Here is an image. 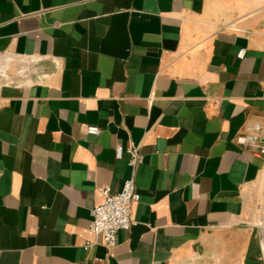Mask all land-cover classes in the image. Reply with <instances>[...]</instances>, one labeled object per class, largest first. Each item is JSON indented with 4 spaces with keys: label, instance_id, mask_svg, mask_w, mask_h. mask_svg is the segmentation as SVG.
I'll use <instances>...</instances> for the list:
<instances>
[{
    "label": "crops",
    "instance_id": "1",
    "mask_svg": "<svg viewBox=\"0 0 264 264\" xmlns=\"http://www.w3.org/2000/svg\"><path fill=\"white\" fill-rule=\"evenodd\" d=\"M0 58V264H264V155L237 142L264 124L263 0H0ZM119 145L141 198L108 249Z\"/></svg>",
    "mask_w": 264,
    "mask_h": 264
},
{
    "label": "built area",
    "instance_id": "2",
    "mask_svg": "<svg viewBox=\"0 0 264 264\" xmlns=\"http://www.w3.org/2000/svg\"><path fill=\"white\" fill-rule=\"evenodd\" d=\"M245 53V49L240 50L238 57L243 58ZM87 132L99 135L101 129L95 125H88ZM237 142L253 148L259 155H264V124L260 121L247 124L244 131L237 137ZM116 150L119 158L124 152L128 153V164L132 168V175L125 180L120 192H113L110 186L102 187L101 192L104 198L94 208V216L90 222V230L99 236L108 249L117 246L121 230H129L137 224L132 216V204L140 200L141 194L137 189L135 174L137 167L144 162L145 157L140 147L136 145L127 148L119 145ZM96 243L88 241L86 248L89 249Z\"/></svg>",
    "mask_w": 264,
    "mask_h": 264
},
{
    "label": "rangeland",
    "instance_id": "3",
    "mask_svg": "<svg viewBox=\"0 0 264 264\" xmlns=\"http://www.w3.org/2000/svg\"><path fill=\"white\" fill-rule=\"evenodd\" d=\"M1 73L6 77L10 75L9 71L8 74H5L4 69H1ZM4 76H0V81L6 80ZM249 196L251 201L250 211L253 217L252 222L259 224L263 231L264 238V175L259 181L252 185Z\"/></svg>",
    "mask_w": 264,
    "mask_h": 264
},
{
    "label": "bare ground",
    "instance_id": "4",
    "mask_svg": "<svg viewBox=\"0 0 264 264\" xmlns=\"http://www.w3.org/2000/svg\"><path fill=\"white\" fill-rule=\"evenodd\" d=\"M5 74H7V73H5Z\"/></svg>",
    "mask_w": 264,
    "mask_h": 264
}]
</instances>
